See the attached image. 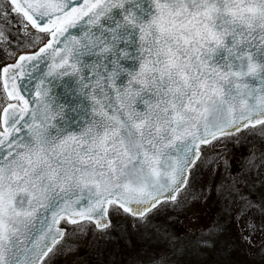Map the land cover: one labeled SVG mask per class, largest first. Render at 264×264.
<instances>
[{"label": "snow or ice", "instance_id": "obj_1", "mask_svg": "<svg viewBox=\"0 0 264 264\" xmlns=\"http://www.w3.org/2000/svg\"><path fill=\"white\" fill-rule=\"evenodd\" d=\"M0 45V264H47L114 213L151 225L183 207L204 149L264 137V0H0ZM262 174L254 146L214 186L229 221L194 251L229 222L264 239V192L244 191Z\"/></svg>", "mask_w": 264, "mask_h": 264}, {"label": "rangeland", "instance_id": "obj_2", "mask_svg": "<svg viewBox=\"0 0 264 264\" xmlns=\"http://www.w3.org/2000/svg\"><path fill=\"white\" fill-rule=\"evenodd\" d=\"M10 27L14 29V25ZM8 35L12 41L18 40V34L14 30L9 31ZM2 48L3 46L0 45V56L3 57L0 66L11 60L4 54ZM262 145H264V137L245 131L240 135L239 141L234 137L216 145L215 148L204 149V156L195 170L190 188L179 196L183 207L180 204L161 206L150 218L151 225L134 221L133 218H128L124 214L114 213L112 216L113 227L102 233L97 232L94 228H89L87 237L70 235V241L78 247L72 251H67L66 245L63 247L58 246L55 254L50 257L47 264H129L127 255L125 256L124 252L126 250L135 251L134 247L142 245H153L160 249L153 251L148 250L152 247H145L142 251H149L146 254L149 255L148 258L144 262H133V259L135 260V257H133V264H165V261L166 264H196L195 261L191 262L194 260L192 253L187 251L186 255H179L176 254V248L185 245L187 241H192L188 238L189 236L191 238L192 236L198 237L200 232L214 224L215 219H220L221 203L224 199L216 194L213 190L214 186L227 180L229 172L235 174L238 170V163H241L243 157L248 154L249 148L254 146L259 148ZM217 150L222 153L221 157H217ZM257 156L259 157V152H257ZM225 159L228 160L229 164L227 171L225 170ZM261 178L264 179V174ZM193 188L195 191L192 190ZM201 190H203L202 197L200 196ZM244 191L252 200L259 201L261 193L264 192V183L253 184L250 189L245 188ZM196 197H199V199H196ZM243 226V222H241L239 227L236 226L232 229V232L229 229L227 230L229 237L230 234H236L237 231V240L233 236V242L236 243V246L233 250L231 248L229 252L222 246L223 248L220 249L225 251L215 256L219 260L216 264H264V251H261L264 248V239L257 231L254 236L255 246H249L241 240V227ZM257 226L259 227V224ZM113 229H115L114 232L120 233L119 236L125 238L122 239L118 236V239L108 242V239L113 235ZM174 237L180 239L174 240ZM205 250L206 255H209L207 253L212 248H205ZM142 251L139 252L142 253ZM157 253L159 254L157 255ZM197 264H202V262ZM204 264L215 263L205 262Z\"/></svg>", "mask_w": 264, "mask_h": 264}, {"label": "trees", "instance_id": "obj_3", "mask_svg": "<svg viewBox=\"0 0 264 264\" xmlns=\"http://www.w3.org/2000/svg\"><path fill=\"white\" fill-rule=\"evenodd\" d=\"M2 60H3V57L0 56V61H2ZM239 167H240V163H238L237 169H239ZM248 192L250 193L249 190H248ZM225 203H226V201L223 200V202L221 203V208L224 207ZM233 208H235V207H233ZM251 215L254 218L256 224L257 225L260 224L261 213H260L259 209L258 208L253 209L252 212H251ZM217 217H218V215H217ZM128 218H131V217H128ZM221 220L229 221V217L220 215V219L219 218L215 219L214 223H217V222H219ZM235 225L237 227H239L235 222H229L227 224V230L229 229L232 232V229H234L236 227ZM125 229L129 230L127 227H125ZM114 230L115 229L112 230L113 235L108 239V242L109 241H113V239H118V236L120 235V233L119 232H114ZM206 232H207V229H204L203 232H200L199 236H201L202 234H206ZM230 235H231L230 237H232V239H230L228 231H226L225 234H223V235H217V236L211 237L210 239H214L215 240L216 246L214 248L213 247H209V248H212V250L207 253L209 255H206L205 248L204 249H199L200 252L204 253L203 256L199 255L197 251L193 250V249H197L198 248V246L196 245V242H195L197 237L192 236V238H191V236H189L188 238L192 239V241H187L185 245H188V252H190V253H192V255H194V260L191 261V262L195 261L196 264L198 262H202V264H204L205 262H214L216 264V262L219 261L218 259L215 258V256L218 255V253L222 254L225 251L224 250L225 248H226V251L229 252V251H231V248L233 250V248L236 246V243L233 242L234 241L233 236L237 240V231H236V234H230ZM119 238L124 239L125 237L119 236ZM222 246L224 247V249H220V248H223ZM145 247H152V248H150L148 250H153V251H157V250L160 249V248L157 249V247L153 246V245H142V246L134 247L135 251L126 250L124 252V254H125V256L127 255V262L129 264H133V262H135V261L144 262V260H146L148 258V256H149V255H146L147 252H149L148 250L142 251V249H144ZM154 249H156V250H154ZM140 250L142 251V253L139 252ZM135 253H137V254H135ZM158 254L159 253H157V255ZM189 256H191V254H189ZM133 257H135V260L133 259ZM132 259H133V262H132ZM203 261H205V262H203ZM223 264H225V263H223Z\"/></svg>", "mask_w": 264, "mask_h": 264}, {"label": "water", "instance_id": "obj_4", "mask_svg": "<svg viewBox=\"0 0 264 264\" xmlns=\"http://www.w3.org/2000/svg\"><path fill=\"white\" fill-rule=\"evenodd\" d=\"M8 63V62H7ZM11 63V62H10Z\"/></svg>", "mask_w": 264, "mask_h": 264}]
</instances>
